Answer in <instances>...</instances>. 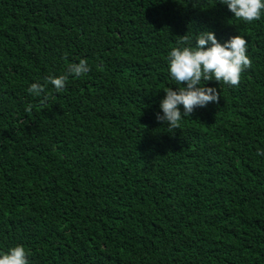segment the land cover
I'll return each instance as SVG.
<instances>
[{
  "label": "trees",
  "instance_id": "obj_1",
  "mask_svg": "<svg viewBox=\"0 0 264 264\" xmlns=\"http://www.w3.org/2000/svg\"><path fill=\"white\" fill-rule=\"evenodd\" d=\"M247 39L238 85L169 133L168 53ZM56 93L31 83L67 73ZM32 104L31 112L26 105ZM264 18L219 0H0V252L30 264H264Z\"/></svg>",
  "mask_w": 264,
  "mask_h": 264
},
{
  "label": "clouds",
  "instance_id": "obj_2",
  "mask_svg": "<svg viewBox=\"0 0 264 264\" xmlns=\"http://www.w3.org/2000/svg\"><path fill=\"white\" fill-rule=\"evenodd\" d=\"M219 3L225 5L236 19L246 23L264 18V0H219ZM188 33L180 36L178 46L167 56L170 78L177 87L169 86L164 91L166 95L160 101L156 118L167 125L169 133L177 129L183 119L192 117L196 109L220 102V89L210 86L209 82L238 85L242 72L251 64L247 39L241 35L221 42L216 33L206 27L194 36ZM90 70L87 60L81 59L79 63H71L67 73L52 74L42 82L31 83L27 91L39 97L52 86L59 93L69 76L80 77ZM32 108V104L26 105V111L31 112ZM260 154L264 155V152ZM28 256L23 245H16L0 252V264H30Z\"/></svg>",
  "mask_w": 264,
  "mask_h": 264
}]
</instances>
